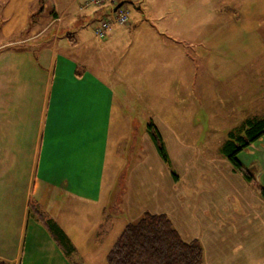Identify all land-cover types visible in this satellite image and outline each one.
I'll use <instances>...</instances> for the list:
<instances>
[{"label": "rangeland", "instance_id": "374dc122", "mask_svg": "<svg viewBox=\"0 0 264 264\" xmlns=\"http://www.w3.org/2000/svg\"><path fill=\"white\" fill-rule=\"evenodd\" d=\"M42 3L47 9L63 0ZM122 7L126 26L143 23L142 40L131 30L127 40L104 45L94 26L71 31L81 44L69 54L113 91L106 163L112 186L102 195L109 220L95 229L97 207H80L68 228L74 261L106 264L120 227L149 213L165 215L184 241H197L207 264L219 232L236 233L237 222L264 218L257 193L220 153L229 132L264 118V0H127ZM147 27L152 39L142 33ZM14 38L0 30V40ZM241 154L248 163L246 151ZM248 235L243 242L251 246L256 234Z\"/></svg>", "mask_w": 264, "mask_h": 264}, {"label": "crops", "instance_id": "0c3cea01", "mask_svg": "<svg viewBox=\"0 0 264 264\" xmlns=\"http://www.w3.org/2000/svg\"><path fill=\"white\" fill-rule=\"evenodd\" d=\"M42 1L55 0H0L1 35L16 37L0 40V259L20 264L21 258L22 264L23 256L26 264H78L68 228L79 220L80 207H97L95 229L109 220L102 195L112 186L106 163L113 91L69 54L81 44L71 31L95 26L109 8H83L86 0H63L62 6L52 3L45 9L39 7ZM143 26H114L104 45L127 40L131 30L140 39ZM150 28L142 33L152 39ZM244 151L248 163L239 159L242 152L238 162L246 170L255 169L251 173L264 189V136ZM30 201L68 238L74 249L70 256L28 214ZM71 213L72 219L66 216ZM247 219L245 225L237 222L236 233L213 237L207 264H264V218ZM115 225L110 223L107 230ZM249 232L256 234L251 246L243 242ZM238 233L242 237L237 239Z\"/></svg>", "mask_w": 264, "mask_h": 264}, {"label": "trees", "instance_id": "16d2710c", "mask_svg": "<svg viewBox=\"0 0 264 264\" xmlns=\"http://www.w3.org/2000/svg\"><path fill=\"white\" fill-rule=\"evenodd\" d=\"M150 124L148 128H150ZM152 135L159 144L160 154L165 156L160 135ZM264 136V118L247 119L241 126L227 134L220 147L221 155L232 170L241 175L246 185L264 200V189L256 178L244 169L236 157ZM28 214L33 215L47 229L57 247L65 256L74 251L68 238L53 224L37 204L28 202ZM106 264H202L203 252L195 240L184 241L163 214L145 213L134 223L126 224L105 257ZM0 264H10L0 259Z\"/></svg>", "mask_w": 264, "mask_h": 264}, {"label": "built area", "instance_id": "2783aa9c", "mask_svg": "<svg viewBox=\"0 0 264 264\" xmlns=\"http://www.w3.org/2000/svg\"><path fill=\"white\" fill-rule=\"evenodd\" d=\"M118 2L119 0H86L83 3V8H109L108 15L99 20L93 27V34L96 38L104 40L112 27L128 25V11L122 6L115 9Z\"/></svg>", "mask_w": 264, "mask_h": 264}, {"label": "water", "instance_id": "95a60500", "mask_svg": "<svg viewBox=\"0 0 264 264\" xmlns=\"http://www.w3.org/2000/svg\"><path fill=\"white\" fill-rule=\"evenodd\" d=\"M122 6V4H118L116 7H115V9H117V8H119V7H121Z\"/></svg>", "mask_w": 264, "mask_h": 264}]
</instances>
